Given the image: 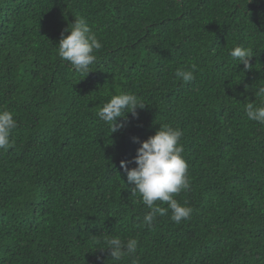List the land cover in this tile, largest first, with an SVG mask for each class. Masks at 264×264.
<instances>
[{
	"label": "trees",
	"instance_id": "trees-1",
	"mask_svg": "<svg viewBox=\"0 0 264 264\" xmlns=\"http://www.w3.org/2000/svg\"><path fill=\"white\" fill-rule=\"evenodd\" d=\"M81 18L102 44L86 77L56 46ZM193 64L192 81L175 76ZM260 86L264 0H0V110L17 121L0 150V264H264V124L245 110ZM121 93L146 106L111 134L97 113ZM160 124L183 132L190 187L174 198L193 212L149 227L120 163ZM112 237L137 239L135 256L112 260Z\"/></svg>",
	"mask_w": 264,
	"mask_h": 264
},
{
	"label": "clouds",
	"instance_id": "clouds-1",
	"mask_svg": "<svg viewBox=\"0 0 264 264\" xmlns=\"http://www.w3.org/2000/svg\"><path fill=\"white\" fill-rule=\"evenodd\" d=\"M65 33H68L65 35ZM58 56L67 61L73 70L85 77L91 72L90 66L95 62V53L102 48L101 42L91 31L88 23L83 19L75 20L66 27L56 44ZM230 56L243 64L244 71L250 70V59L253 57L251 48L237 46L230 51ZM196 66L189 69H178L175 76L184 82L192 81ZM254 95L264 100V86L254 90ZM146 104L132 93L113 95L97 113L99 119L110 125V132L116 133L129 123L127 114L138 118L137 109H144ZM247 119L264 124V103L259 105L252 102L246 105ZM117 118H123L118 123ZM17 127V121L12 112L0 110V150H7L11 144V134ZM183 132L171 125H161L154 135L140 141L136 155L131 162L121 161L120 167L131 185L132 194H139L142 203L149 209L142 223L151 227L157 215H166L171 210V220L179 224L182 220L190 219L193 209L178 202L174 197L190 187L188 164L183 158V145L180 143ZM136 166L129 168L128 164ZM120 175V174H119ZM121 177V175H120ZM167 204V208L160 207L156 202ZM109 256L114 261L122 258L134 257L138 249V240L129 238L126 241L119 237H112L106 242Z\"/></svg>",
	"mask_w": 264,
	"mask_h": 264
}]
</instances>
